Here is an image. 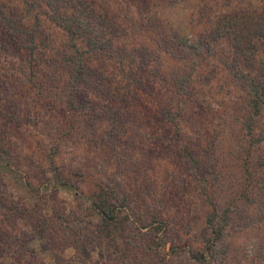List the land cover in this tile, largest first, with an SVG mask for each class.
Segmentation results:
<instances>
[{"label":"rangeland","instance_id":"rangeland-1","mask_svg":"<svg viewBox=\"0 0 264 264\" xmlns=\"http://www.w3.org/2000/svg\"><path fill=\"white\" fill-rule=\"evenodd\" d=\"M92 1L117 14L121 23L131 26L118 42L124 50L121 56L125 62L119 63L102 54L94 56L115 72L123 66L120 83L126 85L130 81V53L139 54L147 50L144 47L157 48L148 28L156 27L153 22L157 21L146 23L148 13H140L147 6L144 0L139 5L126 0ZM152 1L155 12L152 15L164 19L173 28H180L190 41L203 38L204 44L215 49V53L207 54L206 46L202 48L203 63L199 62L202 64L193 76L194 93L180 95L183 102L176 105L173 102L170 106V110L177 106L176 117H181L183 126L194 125L193 128L182 139L177 138L181 139L177 142L175 132L164 128L161 111L166 113V107L165 103L161 106L159 98L161 95L164 100L170 99L174 88L163 79L172 72H180L185 65L163 52L160 53L162 63L155 64L159 80L148 75L149 85L158 96L137 91L140 100L135 109L139 120L135 123L140 127L145 125L141 128L146 134L167 137L157 141L158 144L149 138L152 141L148 152L133 150L129 145L128 134L134 135L139 126L120 127L105 121L111 112L110 106L99 103L98 99L92 101V94L87 92L85 104L72 111L64 122L60 121L67 134L60 139L58 133L62 134L65 128H60L50 112L59 103L55 96L60 94L64 83L68 87L70 77L49 78L37 63L36 70L26 69L27 74L20 77H14L6 68L1 69L0 145L4 150L0 148V193L13 192L12 197L20 204H13L19 217L14 224L6 229L0 227V233L12 235L10 252L5 250L7 255L0 264H58L63 257H81L84 264H264V198L255 201V196L245 191L246 182L242 180V167L248 159L246 152L250 151V161H253L250 169L255 170L260 161L258 155L264 151V110L258 116H249L251 110H245L246 104L237 98L242 90L231 85L227 64L234 59L230 54L231 45L242 32L224 30L223 26L242 12L239 11L242 8L253 5L263 9L264 0H190L182 2L185 6H174L170 0ZM25 2L8 1L11 12L19 16L18 26L23 29L24 25L35 23L36 15H41V6L32 9ZM40 2L46 7V0ZM90 13L96 21L97 14ZM43 20L45 27L38 34L42 42L51 45V38L59 45L66 42L67 38L54 22L45 15ZM215 28H220L223 38H215ZM4 29L0 27V42L8 46ZM23 54L26 56L19 61L24 58L29 64L26 50ZM35 57V61H42L38 53ZM262 72L264 75V69ZM230 85L232 92H227ZM44 100L45 108L41 106ZM8 101L13 105H4ZM220 107H233L235 118L212 121L217 117L211 118L210 112ZM242 117L245 123L255 125V131L250 132L246 125L243 127ZM35 122H40L41 133L32 140L27 132L32 130L30 123ZM83 122L91 127L86 135L79 132ZM209 128L210 136H207ZM71 129L76 133L70 134ZM123 130H127V135ZM180 142L186 148L190 146L201 158L183 159L176 144ZM137 145L140 146L138 139ZM138 168L140 172L136 171ZM97 186L114 188L115 193L128 198V209L122 212L130 220H124V230L111 231L98 224V211L93 205ZM239 191L249 194L242 198ZM214 198L219 203L233 202L230 209L223 211L227 205L221 206L214 215L209 201ZM208 213L216 217L211 225ZM25 233H38L28 250L20 240ZM85 247L92 258L80 254ZM195 256L205 259L198 261Z\"/></svg>","mask_w":264,"mask_h":264},{"label":"trees","instance_id":"trees-1","mask_svg":"<svg viewBox=\"0 0 264 264\" xmlns=\"http://www.w3.org/2000/svg\"><path fill=\"white\" fill-rule=\"evenodd\" d=\"M8 1L9 0H0V27H4V31L8 35V46L0 42V70L6 68L8 72L10 71V73L15 74L14 77H20L23 74L24 76L27 74L26 69L27 71L30 69L36 70L35 65L37 63V66H42L44 68L49 78L53 76L70 77L67 83L68 87L64 83L61 87L62 91L60 94L55 96V101L59 103L56 104L50 112L51 114L53 113L52 118L60 125L61 129L65 127L60 124V121L64 122L72 111L78 110V108L85 104L87 99L86 92L92 94V101L98 99L99 103L106 102L110 106L109 109L111 112L105 117V121L120 125V127H124V125L131 126L132 124L140 127L139 123H135L139 120V113L135 109L140 100V94L137 93V91L143 90L156 95L154 93L155 88L149 85L150 80L148 79V75L153 76L154 80H156L155 78L158 79L155 64L160 66L162 63V57L160 55L162 52L172 56L173 59L185 65V68L182 67L183 69L180 72H172L170 76L163 79L167 84L169 82L172 88H174L172 97L170 99L166 98V102L164 97L162 98L159 94L161 106L165 103L164 106L166 107V113L161 111V120L164 124V128L167 131L175 132V142L181 140L182 137L185 136V133H187L190 128H193L194 125L190 126L186 124L183 126L181 117H176L178 111L175 109L177 106H174L171 110L170 106L173 102H175V105L183 102L180 95H190L194 93L193 76L194 74L196 75L200 65L203 63L202 55L205 51L202 48L206 46V50L209 51L207 54L215 53V49L212 45L204 44L203 38L190 41L180 28H173L172 25L166 23L164 19L162 20L159 19L157 15H152L155 13L152 11L154 8L152 0H144L147 6L145 9H142L140 13H148L146 16V23L148 21L150 23L154 20L157 21L153 22L156 27H148L152 32L153 39L156 40L157 48L144 47L147 50H141L139 54L135 52L130 53L129 62L131 73L130 81H128L126 85L120 83L122 78L120 74L124 70L123 66H121L122 69H120V67L117 68L115 72V70H111L107 65L101 63L100 59H95L94 57L95 55L99 56V54H102L107 57L115 58L119 63L125 62L124 58H122L123 56H121L124 50L120 45L118 46V42L120 36L124 35L131 26H126L124 23H121L117 14L108 11V9L103 6L99 7V4L97 5V2H93L92 0H65L63 3H61L60 0H46V7L44 8L40 0H25V4H29V7L32 9L37 5L41 6V15H36L34 20L35 23L33 25H24L25 29H23L21 26H18L17 19L19 16L16 12H11L12 6L8 4ZM139 1L140 0H126V3L139 5ZM156 1L162 3L166 0ZM188 1L190 0H170L169 3L174 6L181 4V6H185L182 2L185 3ZM90 11L97 14L96 21H93V15ZM239 11L242 12L235 15L236 17L228 24L223 25L224 30L242 32L231 45L230 54L234 59L230 64H227L228 72L230 73L231 85L242 90V93H238L237 98L240 97V102L246 104L247 109L245 108V110H251L250 112L252 113L250 114L249 112V116H258V114L264 110V75L262 72L264 69V8L261 9L258 6L251 5L249 8H242ZM43 15L47 16L51 22H54L57 28L61 29V33L64 38L68 39V43L67 39L66 42L63 41L61 45L55 43L52 38L51 42L53 43H51V45L45 40V42L41 41L38 34L42 33L45 27ZM215 33V38L217 40L223 38V35L220 34V28H215ZM46 38L49 40L48 36ZM198 46H201V49L198 48ZM23 50H26V53L29 55V64H27L24 58L19 61L20 57L26 56L23 54ZM55 51L57 52L56 54ZM37 53L42 61L37 62L34 60L36 59L35 56H37ZM56 55L60 57V60L58 58L59 61ZM126 56H128L127 53ZM211 56L216 58L215 55ZM25 59L27 60V58ZM55 60L58 62H54ZM212 61L214 62V59ZM186 68H191V70L182 72ZM33 74L35 75V73ZM160 84H162V82ZM231 85L229 89H226L227 92H232L230 91ZM11 88H14L13 85ZM4 105L12 106L13 102H4ZM41 106L43 108L47 107V102L44 100ZM59 107L63 108L62 111ZM167 107H169V110ZM194 110L193 106L192 108L190 107L191 112ZM50 113L48 114L50 115ZM234 113L235 110L233 107H228L226 109L220 107L210 112L211 118L214 116L217 117L213 118L212 121H218L225 117L228 119L235 118ZM195 114L196 113H194V115ZM84 115L83 113V117ZM199 116H202V114H199ZM242 121L244 123L243 127L246 125L250 132L255 131V125L253 123H245L243 117ZM30 124L33 126L31 130L32 133L27 132V134L33 140L36 134L40 132L39 126L41 124L40 122ZM69 124L68 122L67 127L70 128L71 125ZM170 124L173 126H170ZM141 127L144 128L146 126L141 125ZM141 127L134 135L128 134V139L131 141L129 145L133 146V150L140 149L145 151L146 149L148 152L150 141L156 140V142H152L157 143V141H163L167 138L160 137V135L158 136V134L155 135L154 133L146 134L142 132ZM90 129V125L87 122H83L82 125H80L79 132L86 135L90 132ZM210 130L209 128L207 136H210ZM73 131L74 130H72L70 134H72ZM74 132L76 133V131ZM65 133L66 128L62 130V134L58 133L60 139L67 137ZM123 134L127 135V130H123ZM179 137H181V139H177ZM149 138L154 139L150 140ZM137 139L140 142V146L137 145ZM97 142L100 144V141ZM176 144L181 151L183 159L201 158L197 152L190 149V146L186 148L181 142ZM0 148L4 150L2 145H0ZM249 152L250 151L246 152L248 159H245L244 166L242 167L244 172L242 180L246 182L245 191H250L251 194L255 196L253 197L254 200L259 201L260 197L264 198V172H262L264 168H261L264 167V151L258 155L260 161L258 167L254 168L255 170L250 169V164L251 162L253 164V161H250L252 157ZM112 153L116 156L113 149ZM193 154H195L194 157L192 156ZM51 160L50 158V162ZM136 171L140 172V169L138 168ZM59 182L60 184L64 183L63 181ZM208 183L205 184L207 185ZM97 189L93 205L98 211V224L100 223L102 227H108L111 231L120 230V228H123L124 220H130V217L126 219L127 214L122 212L124 208L128 209V198L126 196H120L118 192L115 193L116 190L114 188L97 186ZM256 191H258V194ZM241 192L242 191H239V194L242 198L249 194L248 192ZM12 196L13 192L10 193V191L8 194H5V192L0 193V227H3V229L9 228V226L14 224L15 218H19L13 204L20 203ZM249 199H247V201H249ZM209 201H211V208L214 215L219 211L221 206L227 205L223 208V211L230 209L233 202L228 200L226 203H219L215 198ZM214 218L216 217L208 213V223L210 225L212 220L214 221ZM67 224L68 222L63 225L64 229H67ZM124 229L125 228H123V230ZM68 231H70V229ZM35 234L38 233H25L20 239L26 244V250H28L31 240H34ZM101 234H109L107 237L113 236L112 233ZM11 239L12 235L10 233H0V257H2L0 262L2 263H4V257L7 255L8 250L10 252ZM86 248L87 247L83 248V252L80 254L84 253L85 256L92 258L93 255L90 251L86 250ZM5 250H7V252H5ZM200 256H195L194 258L198 261L201 258L205 259ZM80 259L81 257H63L59 259L58 264H84Z\"/></svg>","mask_w":264,"mask_h":264}]
</instances>
